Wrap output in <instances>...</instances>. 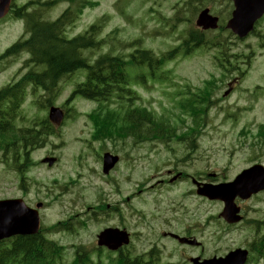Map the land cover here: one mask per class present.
Returning a JSON list of instances; mask_svg holds the SVG:
<instances>
[{
	"label": "rangeland",
	"instance_id": "1",
	"mask_svg": "<svg viewBox=\"0 0 264 264\" xmlns=\"http://www.w3.org/2000/svg\"><path fill=\"white\" fill-rule=\"evenodd\" d=\"M28 1L16 0V3L21 6ZM96 1L99 5L86 8L68 29L69 37L76 36L100 17L108 16L102 31L104 44L99 47L102 50L84 51L92 56L90 62L109 51L128 57L138 45L160 56L178 47L189 31L197 28L195 21L201 8L207 6L220 17L222 29L206 35L211 48H200L186 57L177 55L162 70V80L148 78L144 83L133 82L134 100L120 99L126 96L116 93L108 98L102 111L118 110L130 104L147 107L176 129L170 132V147L158 140L138 142L132 137L97 140L88 113L99 111L102 103L84 99L69 101L68 106L76 112H71L72 116L50 136L46 146L31 154L32 163L26 168L24 178L0 159V199L22 198L31 207L44 202L40 215L42 226L47 229L71 217L69 230L47 233L49 239L65 246V255L59 264H71L78 248L87 249L95 262L115 259L116 252L110 253L97 245V235L106 227L130 231L132 241L128 249L134 254L159 248L162 264H192L191 256L211 258L248 247L256 234L263 232H256L248 225L251 220L264 221V192L241 201L247 212L246 221L228 226L220 218L223 203L198 195L191 180L202 176L208 182L228 181L254 164L264 165V145L254 138L259 126L264 124V90L257 94L250 90H256L258 82L264 85V20L254 34L239 39L224 27L233 9L230 0H193L189 4H185L189 0ZM68 5L69 2L57 4L49 17H58ZM20 29L15 21L0 25V53L21 37ZM218 61L224 66L228 63L227 72L222 71ZM19 67L0 74V85ZM240 71H245L242 82L230 95L224 96L229 82L239 78ZM85 77V69L65 77L55 105L64 104ZM208 79L214 81L215 105L205 119L200 116L192 120L181 110L178 101L183 99L188 86L201 87ZM41 95V91L38 95L31 91L23 108L28 126L48 116L49 107H43L47 105L48 95ZM122 101L125 105H121ZM185 119L188 124L201 126L191 134L192 130H183ZM206 119L205 128L200 130ZM198 132L201 134L197 142L196 138H189ZM180 139L190 146L197 145L189 157L188 147ZM107 151L121 157L108 175L103 173V155ZM47 156L57 157L52 167L42 162ZM176 168L184 170L191 179L179 181L178 178L173 183L157 185L169 169ZM165 232L196 237L201 245L181 244L164 235ZM248 264H264V261L253 255Z\"/></svg>",
	"mask_w": 264,
	"mask_h": 264
},
{
	"label": "trees",
	"instance_id": "2",
	"mask_svg": "<svg viewBox=\"0 0 264 264\" xmlns=\"http://www.w3.org/2000/svg\"><path fill=\"white\" fill-rule=\"evenodd\" d=\"M70 1L72 6L66 9L55 22L42 19V14L48 9L49 5L55 4V1H32L30 3L31 6L36 7V9L32 13L20 14L21 11L23 12L28 7L27 4L26 7L18 12V15L27 18V27L32 33L30 37L23 38L11 46L5 55L18 54L22 51L29 52L31 54V62H35L36 66H39L41 70H34L29 73L26 81L29 84H33L35 88L41 87L51 95L57 91L58 83L65 75L80 69H86V81L76 86L69 97L70 101L80 95L103 102V100L108 101V98L116 93L118 95L124 93L122 96L125 95L127 97L119 98H127L130 101L133 96L128 98V94H125V92L129 91L131 71L134 68L137 69L139 73L136 74V77L139 76V79L141 78L142 81H145L146 73L142 71L143 68L141 67L143 65L146 68L149 67V72L152 71L154 73V70L164 66L173 53H165L161 57L156 58L150 51L142 50L129 54L130 58L128 60V57L114 55L109 51L101 53L94 62H90L89 57L85 56L83 51L103 46L104 41H97L96 38L101 28L102 20H98L84 35H78L71 39L65 37V26L71 23L77 14L82 13L83 9L89 5V3L82 1ZM94 5V3H90V6ZM205 40L204 32L193 30L183 43L185 52L196 48ZM204 90H206L207 97H209L210 91L208 89L200 90L199 93L190 91L186 105H194L188 102L189 97L201 96ZM207 97L201 99V105ZM6 98H10V103L2 101ZM21 100L22 96L15 88H4L0 92L1 115H9L5 116L4 122L0 120V152H4L7 157L12 153V158L14 159L5 162L18 169L24 176V168L30 162V152L44 146L48 136L54 133L55 127L49 122L43 121L42 124L44 126L41 130L32 129L29 133L23 132V130L20 132L15 131L10 116L17 110ZM121 105H125L123 101ZM99 109V112H93L90 115L95 128L94 138L97 140L107 138L125 139L128 137H132L138 142L150 138L171 140L172 133L170 132H175L176 130L175 128L172 129L167 121L157 117L144 107L127 105L126 107L122 106L118 110H105V112H102L104 109L101 105ZM19 134L27 141L20 142ZM258 137L264 143V127L260 128ZM27 138L32 139L30 146ZM29 148L32 150L29 151ZM67 225V222H59L48 229L43 228L37 235L17 236L9 241H1L0 264H59L65 255V246L47 238L45 232L46 230L56 231L60 228H68ZM261 250H264V245ZM158 262L159 260L154 250L147 254H134L130 249L120 251L115 259H110L108 263H105L102 261L94 262L87 249L78 248L76 257L71 264H158Z\"/></svg>",
	"mask_w": 264,
	"mask_h": 264
},
{
	"label": "water",
	"instance_id": "3",
	"mask_svg": "<svg viewBox=\"0 0 264 264\" xmlns=\"http://www.w3.org/2000/svg\"><path fill=\"white\" fill-rule=\"evenodd\" d=\"M11 0H0V17H3L9 9ZM236 9L233 17L227 24L240 37L246 36L254 27V23L264 14V0H233ZM197 25L203 29H215L218 27V17L209 13V9L203 10L197 19ZM64 118V111L59 107H51L50 119L57 125L61 124ZM55 158H46L44 162L54 163ZM119 160L118 155L110 152L105 153L103 171L108 174ZM264 190V166L255 165L244 170L237 178L230 183L219 185L204 184L199 193L207 195L211 199H220L225 202V209L222 215L228 222L240 220L238 215L240 209L236 206L235 200L239 196L246 199L254 193ZM43 206L40 202L37 208L28 206L21 198L0 200V240L14 235L36 234L40 230L41 218L39 209ZM179 238L181 242L196 244L197 241L188 238ZM130 242L129 233L119 228H107L98 235V245L106 246L110 250H118ZM248 252L237 249L230 252L226 257L213 258L199 262L194 258L196 264H244Z\"/></svg>",
	"mask_w": 264,
	"mask_h": 264
},
{
	"label": "flooded vegetation",
	"instance_id": "4",
	"mask_svg": "<svg viewBox=\"0 0 264 264\" xmlns=\"http://www.w3.org/2000/svg\"><path fill=\"white\" fill-rule=\"evenodd\" d=\"M2 71L0 74H3V73H6L7 71H9V67L8 65H4L2 66ZM13 81H16V78L14 77V75H12L7 81H6V84H10L12 83ZM1 90V89H0Z\"/></svg>",
	"mask_w": 264,
	"mask_h": 264
}]
</instances>
